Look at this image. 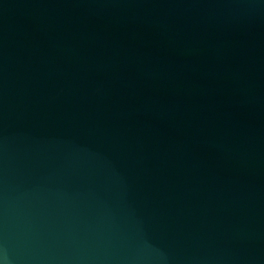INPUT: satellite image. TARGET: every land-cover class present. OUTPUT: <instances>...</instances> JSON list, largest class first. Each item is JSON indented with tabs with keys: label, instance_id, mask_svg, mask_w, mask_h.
Here are the masks:
<instances>
[{
	"label": "water",
	"instance_id": "obj_1",
	"mask_svg": "<svg viewBox=\"0 0 264 264\" xmlns=\"http://www.w3.org/2000/svg\"><path fill=\"white\" fill-rule=\"evenodd\" d=\"M0 264H264V0H0Z\"/></svg>",
	"mask_w": 264,
	"mask_h": 264
}]
</instances>
